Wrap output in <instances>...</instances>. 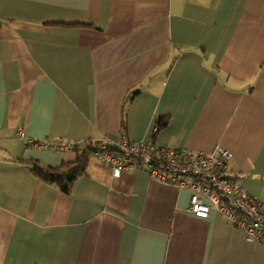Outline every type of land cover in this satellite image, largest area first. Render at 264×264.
<instances>
[{"label":"crops","instance_id":"obj_1","mask_svg":"<svg viewBox=\"0 0 264 264\" xmlns=\"http://www.w3.org/2000/svg\"><path fill=\"white\" fill-rule=\"evenodd\" d=\"M157 126L160 146L227 150L264 203V0H0V264H264L263 245L142 171L113 178L91 154L66 195L26 165L76 159L27 140Z\"/></svg>","mask_w":264,"mask_h":264},{"label":"built area","instance_id":"obj_2","mask_svg":"<svg viewBox=\"0 0 264 264\" xmlns=\"http://www.w3.org/2000/svg\"><path fill=\"white\" fill-rule=\"evenodd\" d=\"M155 132L157 127L141 142L119 136L85 144L46 140H27V144L53 151L90 148L92 156L110 168L113 178L127 171H142L161 185L186 190L190 215L206 219L214 211L241 230L248 242L264 246V203L240 186L242 177L230 166L231 154L219 146L209 153L160 146L154 141Z\"/></svg>","mask_w":264,"mask_h":264},{"label":"trees","instance_id":"obj_3","mask_svg":"<svg viewBox=\"0 0 264 264\" xmlns=\"http://www.w3.org/2000/svg\"><path fill=\"white\" fill-rule=\"evenodd\" d=\"M162 120V119H161ZM160 120V121H161ZM163 126L162 121L159 122ZM122 129H125V123L122 122ZM158 130V126H157ZM123 132V131H122ZM124 134H120L123 137ZM76 159L72 164L62 163L58 167H43L37 162H28L31 173L43 184L56 188L63 194H69L73 183L85 173L87 159L92 153V149L87 148L84 151L75 150Z\"/></svg>","mask_w":264,"mask_h":264}]
</instances>
